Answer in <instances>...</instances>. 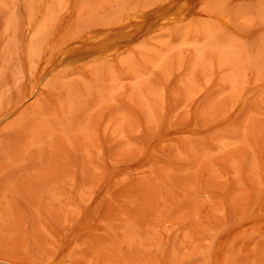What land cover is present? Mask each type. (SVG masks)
<instances>
[{
    "label": "rangeland",
    "instance_id": "obj_1",
    "mask_svg": "<svg viewBox=\"0 0 264 264\" xmlns=\"http://www.w3.org/2000/svg\"><path fill=\"white\" fill-rule=\"evenodd\" d=\"M0 264H264V0H0Z\"/></svg>",
    "mask_w": 264,
    "mask_h": 264
},
{
    "label": "bare ground",
    "instance_id": "obj_2",
    "mask_svg": "<svg viewBox=\"0 0 264 264\" xmlns=\"http://www.w3.org/2000/svg\"><path fill=\"white\" fill-rule=\"evenodd\" d=\"M220 20L227 26H230L232 24V17L228 13L221 14Z\"/></svg>",
    "mask_w": 264,
    "mask_h": 264
}]
</instances>
